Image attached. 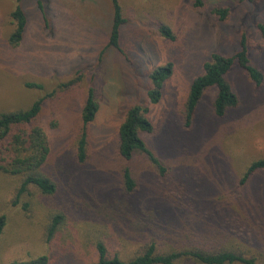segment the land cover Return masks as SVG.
<instances>
[{
	"label": "rangeland",
	"instance_id": "1",
	"mask_svg": "<svg viewBox=\"0 0 264 264\" xmlns=\"http://www.w3.org/2000/svg\"><path fill=\"white\" fill-rule=\"evenodd\" d=\"M118 3L125 20L120 50L104 49L112 17L110 0H21L27 23L17 47L8 44L15 1L0 0V113L27 109L43 98L38 125L50 148L45 170L56 182L53 195H41L31 186L13 205L20 180L0 173V215L5 216L0 264L43 255L49 264H91L97 260V241L105 242L122 261L144 252L149 242L155 243L157 253L169 252L175 249L166 232L173 212L165 194L172 192L199 196L193 198L199 204L192 208L196 218L204 217L202 202L223 212L220 217L228 214L235 220L238 215L242 221L247 217L249 223L243 224H252L253 232L245 241L226 239L224 234L213 239L225 240L220 248L250 250L246 256L264 264L260 235L264 232V175L258 174L245 186L237 184L244 169L264 157V79L255 87L243 70L233 66L226 78L238 96L237 108L223 119L215 117L214 90H209L188 130L179 111L190 82L209 56L233 55L242 37L250 64L264 76V41L256 28L264 24V1ZM215 9L226 10L225 18L214 14ZM160 25L170 28L173 41L159 35ZM167 64L173 73L164 83L159 103L149 105L144 96L148 74ZM89 88L97 96L99 110L89 126L87 161L78 164L76 135ZM135 104L148 108L153 125L145 141L173 170L159 179L149 166L137 169L141 191L130 195L122 188L116 130L125 109ZM152 195L161 201L151 204ZM150 208L153 217L148 214ZM209 215L205 212V217ZM57 216L60 223L49 238L50 223Z\"/></svg>",
	"mask_w": 264,
	"mask_h": 264
},
{
	"label": "trees",
	"instance_id": "2",
	"mask_svg": "<svg viewBox=\"0 0 264 264\" xmlns=\"http://www.w3.org/2000/svg\"><path fill=\"white\" fill-rule=\"evenodd\" d=\"M14 1L15 6L10 13L13 30L8 37V44L17 47L23 39L27 21L20 5L21 0ZM238 1L240 3L259 4L264 0ZM110 3L112 6L111 25L104 49L112 47L120 50V28L125 20L122 17L118 0H110ZM214 14L218 15L220 19H224L226 10L215 9ZM256 28L264 41V24L259 23ZM158 33L168 41L174 40L170 28L166 25H160ZM238 48L231 56L212 53L209 60L202 65L201 73L190 82L179 109L185 130L192 126L197 106L203 95L209 90H214L212 111L215 117L223 119L230 110L237 108L238 96L226 78L233 66L243 70L255 87L262 84L264 76L257 67L250 64L244 37L241 38ZM172 73V65L167 64L155 68L148 74L149 87L144 95L147 104L156 105L159 103L164 83L171 77ZM34 87L41 89L39 85H34ZM42 102L43 98H40L27 109L0 113V173L8 177H17L20 180L12 201L13 205H16L19 197L27 193L31 186L44 196H51L56 191V182L45 170L50 148L43 129L38 125ZM98 110L97 96L94 90L89 88L80 110V126L76 135L75 156L78 164H84L87 161L89 126L94 121ZM152 130L153 125L146 106L135 104L125 109L122 122L116 130L115 152L123 164L121 181L123 191L126 194L131 195L136 191H141L136 175L137 169H146L149 166L150 169L158 172L159 179L167 178L169 171L173 170L145 141L144 136L150 134ZM183 171L184 169H182ZM258 174L264 175V157L253 160L244 169L239 183H237L238 186L249 184ZM165 196L171 200V209L175 213V217L172 213L168 218L166 225V232L169 233L167 240L174 242L175 249L159 254L156 252L155 243L149 242L146 244L144 252L128 261H122L117 253H111L108 250L105 242L97 241L95 244L97 260L91 264H179L184 260L193 264H261L252 255L251 257L246 256L250 250L244 252L238 248H220L219 245L222 244L220 241L225 240L213 239L218 234H224L222 237L226 239L233 236L239 241L241 239L245 241L250 236L248 232H253L252 224L246 226L243 224V222L249 223L247 217H244L242 221L238 215H235V220L232 218L230 220L229 215L225 212V218L220 217L223 212L211 207L207 202H205L207 205L202 202L201 212L204 217L196 218L192 208L197 209L199 207V204L193 201L194 197H199L198 195L192 193L186 197L185 193L177 192L174 194L172 192L170 196L168 193ZM157 201H161V199L152 195L150 203L155 204ZM141 206L147 207L143 203ZM205 212H210V215L205 217ZM148 214L153 217L151 208ZM59 223L60 216L52 219L48 229L49 238L53 237ZM4 226L5 216L0 215V235ZM220 227L228 228L221 230ZM260 235H263L262 238L264 239V232ZM11 264H49V259L43 255L26 262H13Z\"/></svg>",
	"mask_w": 264,
	"mask_h": 264
}]
</instances>
